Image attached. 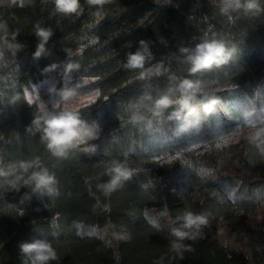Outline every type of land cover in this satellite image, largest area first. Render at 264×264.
Masks as SVG:
<instances>
[{"label":"trees","instance_id":"trees-1","mask_svg":"<svg viewBox=\"0 0 264 264\" xmlns=\"http://www.w3.org/2000/svg\"><path fill=\"white\" fill-rule=\"evenodd\" d=\"M219 3L111 0L99 8L80 0L79 17L55 13L53 0L0 3L9 38L18 33L24 45L0 61V160L39 157L56 177L51 193L23 186L34 169L0 178V264H22L19 245L33 238L52 243L59 259L50 264H252L217 234L241 240L264 228V144L248 140L264 127V11L224 15ZM259 4L264 9V0ZM37 26L54 33L39 58ZM205 39L223 40L230 55L192 73L188 56ZM140 41L151 53L145 68L162 66L160 74L140 79V70L124 67ZM47 76H89L85 87L99 89L95 102L76 109L82 119L97 120L98 135L64 159L30 130L39 106L26 91ZM184 79L201 82L193 101L201 119L181 131L182 122L169 119L178 104L160 117L153 111L160 96L179 98ZM212 97L219 103L206 115L200 101ZM134 113L143 119L134 121ZM92 145L96 151H86ZM114 159L126 161L132 175L105 196L96 185L109 179L104 173ZM165 205L173 219L185 210L207 216L201 237L183 242V259L171 250L168 220H161L162 231L148 223Z\"/></svg>","mask_w":264,"mask_h":264},{"label":"clouds","instance_id":"clouds-1","mask_svg":"<svg viewBox=\"0 0 264 264\" xmlns=\"http://www.w3.org/2000/svg\"><path fill=\"white\" fill-rule=\"evenodd\" d=\"M3 0H0L2 3ZM57 14L79 17L83 14L84 9L80 4V0H53ZM111 0H86L89 6H97L102 8ZM11 5L25 7L26 0H9ZM221 14L230 15L231 12L243 9L245 12H253L258 14L264 9L261 8L259 0H220L218 5ZM53 30L45 27L37 26L35 36L38 40L35 58H39L46 51V45L53 36ZM18 33H12L11 38L7 24L0 22V61L4 60L6 53H11L12 56L23 50L24 45L17 41ZM141 47L135 52H130L127 55V61L124 65L129 70H140L139 78L145 79L153 74H160L162 66L154 68H145L146 61L150 58L147 45L144 41H140ZM182 51H188L183 49ZM230 53L225 46L223 40L205 39L198 44L194 51L188 56L191 64L190 71L192 73L201 72L211 69L213 65L219 66L226 62V57ZM47 70V69H46ZM69 66L66 71H71ZM180 96L173 100L168 95H162L154 101L153 114L156 117L162 116L165 109L172 104H178L179 108L172 113L169 119L175 118L181 121L180 130H185L186 126L194 122H199L201 119V111L193 106V101H196L198 92L202 91L200 81L189 79L182 80L176 89ZM77 95L75 88H64L59 92L60 100L64 102L65 107L60 111H49L45 106L39 107L37 114L31 123L30 130L40 134L41 141L45 143L47 150L53 157L64 159L69 153L78 148L80 145L87 143L89 140L95 139L99 130L98 124H90L81 118L80 112L74 108L68 107L67 104ZM151 99L150 96L145 97ZM107 99V97H105ZM204 114H211L214 111V106L219 103L215 97L207 98L206 102L200 101ZM132 119H143V117L133 114ZM248 140L250 143H257V146L264 144V127L257 128L249 134ZM29 169H34L26 180L23 186L30 187L33 193H51L56 184V177L48 168L42 165L39 157H34L30 160L10 161L7 164L0 160V178L13 176L17 170H22L27 173ZM109 179L104 183H98L97 189L105 196H109L112 192L123 186V183L131 178V170L127 167L126 161L112 160L106 166L104 173ZM99 179V177H97ZM88 178H86L87 182ZM10 187L15 191H20V185L14 181H8ZM166 218L169 223L168 234L171 237V250L175 251L181 259H183V250L185 249L184 241H196L202 235V229L208 225L207 216L204 213H195L190 210H185L182 216H177L173 219L169 213L167 206L159 211L158 214L147 216L148 223L157 231H162L163 226L161 220ZM113 227H115L113 225ZM117 240L128 239L126 235L113 233ZM20 258L22 264H50L51 261L59 259L56 250L52 243L45 238H33L30 241L22 242L19 245Z\"/></svg>","mask_w":264,"mask_h":264},{"label":"rangeland","instance_id":"rangeland-1","mask_svg":"<svg viewBox=\"0 0 264 264\" xmlns=\"http://www.w3.org/2000/svg\"><path fill=\"white\" fill-rule=\"evenodd\" d=\"M91 79L92 77L89 76H76L64 77L59 80L57 77L47 76L26 91V98L28 101L31 99V103L35 102L39 107L41 105L45 106L48 110L50 105L64 108L65 104L60 100L59 92L64 88H75L77 95L68 102L67 106L78 109L83 105L92 103L98 97L99 89L85 87ZM87 122L98 124L96 119ZM84 145L82 144L79 147H84ZM85 149L88 152L96 151V147L93 145L85 147ZM217 235L225 246L245 252L251 258L252 264H264V228L246 234L241 240H236L227 234Z\"/></svg>","mask_w":264,"mask_h":264},{"label":"snow or ice","instance_id":"snow-or-ice-1","mask_svg":"<svg viewBox=\"0 0 264 264\" xmlns=\"http://www.w3.org/2000/svg\"><path fill=\"white\" fill-rule=\"evenodd\" d=\"M33 89L36 90L35 87H33ZM93 102H95V101H93ZM29 103H31V99H29ZM85 106L87 107V106H90V105H85Z\"/></svg>","mask_w":264,"mask_h":264}]
</instances>
